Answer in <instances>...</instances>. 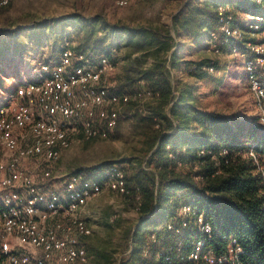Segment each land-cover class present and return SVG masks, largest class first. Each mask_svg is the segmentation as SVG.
I'll use <instances>...</instances> for the list:
<instances>
[{
	"label": "built area",
	"instance_id": "2783aa9c",
	"mask_svg": "<svg viewBox=\"0 0 264 264\" xmlns=\"http://www.w3.org/2000/svg\"><path fill=\"white\" fill-rule=\"evenodd\" d=\"M11 1L0 0V6ZM131 2L117 0V5L125 7ZM257 3L260 12L244 14V20L238 19L231 6L219 5L218 31L212 34L211 44L216 53L225 49L243 60L264 130V0ZM116 63L106 53L96 55L67 44L57 57L38 63L14 92L3 98L0 264H89L81 237L92 235L93 229L84 217V208L106 191L132 199L134 191L128 186L126 170L118 163L109 166L102 177L75 172L56 189H51L48 182L54 177L52 164L76 141L108 138L132 101L154 98L152 90L145 87L135 94L120 91L111 80ZM207 69L214 71V66ZM141 84L144 86V81ZM207 153L213 151L200 152ZM228 153L227 148L220 151L223 156ZM248 156L264 184V146L260 152L251 149ZM135 200L140 202L139 194ZM192 225L196 235L188 251L180 243L177 249L170 247L168 251L144 246V255H155L164 264H243L244 249L235 238H229L226 249L217 253L210 244L214 238L212 223L189 203H180L178 214L166 228L181 234ZM161 240L152 235V241Z\"/></svg>",
	"mask_w": 264,
	"mask_h": 264
},
{
	"label": "trees",
	"instance_id": "16d2710c",
	"mask_svg": "<svg viewBox=\"0 0 264 264\" xmlns=\"http://www.w3.org/2000/svg\"><path fill=\"white\" fill-rule=\"evenodd\" d=\"M167 1L180 3L172 18L177 35L186 33L196 40L208 38L209 42L218 31L216 8L219 5H229L244 14L260 12L257 0ZM98 23L96 18L88 20L77 14L44 21L27 30L15 31L14 35L26 37L38 46L51 42L52 46L62 49L67 29L74 25L86 29V50L96 55H99L96 52L99 46H108L107 41L109 45L120 44L125 38L127 41L135 38L134 48L146 52L151 48L160 51L172 47L169 30L163 32L156 27L130 30L106 24H100L96 30ZM96 32L104 33L98 44L92 41ZM171 65L174 68L179 65L176 51L171 54ZM210 66L214 65L203 60L184 61V69L197 78H203ZM166 70V65L157 61L142 70L139 77L124 72L119 81V90L129 94L149 88L155 94L149 100L155 104L144 108L136 101L131 102L134 111H138V124L148 139L150 152L140 170L127 174L128 186L134 191L133 202L136 207L139 205V220L134 230L126 232L132 241L128 255L118 264H164L155 255L146 257L144 246L151 249L160 246L168 251L170 247L177 249L180 243L188 251L189 242L196 235L194 226L181 234L166 228V223L178 214L181 202L193 205L212 223L214 238L210 244L217 253L226 249L229 238H235L244 249L243 264H264V184L248 156L251 149L262 150L263 126L256 117L240 120L198 108L184 95L176 97ZM222 148L229 150L226 156L220 154ZM202 150L213 153L200 154ZM128 161H104L78 172L98 178L112 164L123 166L122 162ZM136 194L140 202H135ZM154 234L158 240L164 239L154 242Z\"/></svg>",
	"mask_w": 264,
	"mask_h": 264
},
{
	"label": "rangeland",
	"instance_id": "374dc122",
	"mask_svg": "<svg viewBox=\"0 0 264 264\" xmlns=\"http://www.w3.org/2000/svg\"><path fill=\"white\" fill-rule=\"evenodd\" d=\"M179 7V2L167 0H132L125 7L118 6L117 0H12L9 5L0 6V104L38 63L57 57L67 44L82 50L88 46L84 43L86 29H81L83 26L72 25L67 29L62 49L52 46L51 42L38 46L26 37L14 35V32L27 30L44 21L79 14L84 19H98L96 30L100 24H106L111 27L124 26L130 30L156 27L163 32L170 31L172 47L160 51L155 48L147 52L136 50L135 38L128 41L125 38L120 44L109 45L107 41L108 46L105 47L98 45V54H110L117 62L111 77L117 87L124 72L139 77L142 70L160 61L167 67L166 73L176 97L184 95L191 104L208 112L240 120L258 118L243 60L225 49L221 54L216 53L208 38L196 40L186 33L177 35L172 18ZM233 12L239 20L247 18L240 11L233 9ZM103 34L96 32L92 41L100 43ZM178 45L180 47L177 49ZM173 51L177 53L179 64L175 68L171 65ZM185 60L206 61L208 65H214V71L207 70L203 78H197L184 69ZM140 104L146 108L155 103L154 100H147ZM138 117L137 109L134 111V105L130 104L108 138L76 141L60 160L52 164L54 177L48 181L50 188H61L70 174L104 161L129 160L122 162L128 175L140 170L146 163L150 148L142 126L138 124ZM133 200L106 192L91 203L92 212L86 220L93 232L90 236L81 237V242L89 251V264H118L122 257L128 255L132 240L126 236V232L134 230L139 220Z\"/></svg>",
	"mask_w": 264,
	"mask_h": 264
},
{
	"label": "crops",
	"instance_id": "0c3cea01",
	"mask_svg": "<svg viewBox=\"0 0 264 264\" xmlns=\"http://www.w3.org/2000/svg\"><path fill=\"white\" fill-rule=\"evenodd\" d=\"M60 52V51H59ZM106 192H111V191H106ZM106 192H103V193H106ZM112 193H115V192H112ZM115 194H117V193H115ZM101 195V194H100ZM119 195V194H118ZM99 196V195H98ZM97 196V197H98ZM94 201H96V197L95 198H93V199H91L89 202H88V204L86 205V207L84 208V211H83V214H84V217L86 218L87 217V215L89 214V213H91L92 212V210H90V205H91V203L92 202H94ZM91 227V226H90ZM93 229V228H92ZM84 237H87V236H84Z\"/></svg>",
	"mask_w": 264,
	"mask_h": 264
}]
</instances>
